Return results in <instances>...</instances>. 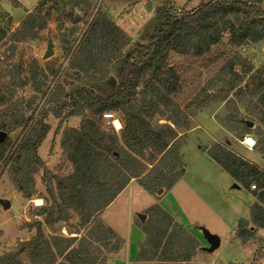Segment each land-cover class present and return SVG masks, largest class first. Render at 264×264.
Returning <instances> with one entry per match:
<instances>
[{
	"label": "trees",
	"instance_id": "1",
	"mask_svg": "<svg viewBox=\"0 0 264 264\" xmlns=\"http://www.w3.org/2000/svg\"><path fill=\"white\" fill-rule=\"evenodd\" d=\"M152 2L158 6L157 25L128 58L124 50L131 40L115 23L101 12L85 22L86 31L68 65L74 78L85 82L83 86L67 92L58 83L50 92L45 87L47 75L36 62L25 77H21L19 65L0 69V133L8 136L0 142V164H8L12 184L27 201L35 196V177L42 172L49 198L38 196L45 205L28 213L31 220L24 228L34 231V236L2 255L0 264H107L106 256L117 254L123 241L100 216L132 180L151 196L160 190L164 194L171 191L184 175L180 149L185 138L179 131L190 130V118L212 101L225 103L229 110L221 124L238 141L252 137L253 150L264 157V64L254 69L231 52L264 41V0H208L190 11H178L172 0ZM67 8L70 12L65 19L74 24L68 30L69 38L62 40L63 50H67L81 21L73 17V11L86 14L90 10L88 2L40 0L15 31L7 34L0 27V41L36 40L46 28L47 18L54 13L61 21ZM225 35L229 40L222 48ZM171 55L203 59L205 67L222 61L211 83L221 85L222 90L213 98L193 102L195 110L190 114L174 102L180 76L169 64ZM115 65L118 70L113 87L107 81L109 69ZM46 68L53 79H58L60 67ZM244 82L246 87H242ZM28 84L46 98V108H32L35 98L27 103L18 98L17 89ZM231 93L234 98L229 97ZM238 104L249 118L242 117ZM107 113L119 117V135L110 121L103 119ZM49 115L60 123L80 118L78 128L62 132L59 144L64 163L54 173L38 156L51 130L46 122ZM246 122L259 125L253 130ZM16 131L21 137L13 147L9 136ZM205 151L238 186L247 192L255 187L250 193L256 201L249 208L250 220H239L235 233V240L242 245L255 241L257 231L264 229V171L228 145L214 144ZM62 166L68 167V173ZM72 214L79 219L78 228L70 232L76 237L45 236L43 226L52 229L59 223L68 224ZM145 214L148 220L135 224L143 240L134 264H189L202 249L161 206L153 205Z\"/></svg>",
	"mask_w": 264,
	"mask_h": 264
},
{
	"label": "rangeland",
	"instance_id": "2",
	"mask_svg": "<svg viewBox=\"0 0 264 264\" xmlns=\"http://www.w3.org/2000/svg\"><path fill=\"white\" fill-rule=\"evenodd\" d=\"M15 1L19 7H16L12 0H0V27L6 30L7 34L18 28L25 17L37 7L40 0ZM80 1L88 2L90 10L86 14L78 9L73 11V17H79L81 21L77 25L79 31L70 38L67 50H63L62 40L69 38L68 30L74 25L72 20L65 19L70 12L69 8L63 13L61 21H57L58 14L52 13L50 18L46 20V28L39 33L36 40L24 43L0 41V69L4 70L8 65L17 67L19 65L22 69L21 77H25L28 71L32 69V64L36 62L38 67L47 75L45 87L50 92L58 83L63 84L69 92L85 84L83 80L74 78L73 73L68 70V65L82 33L86 31L85 22L87 20H91L94 15L101 12L115 23L131 40L130 45L124 50L126 58L130 56L137 44L146 42L157 25L155 9L158 6L152 0ZM172 1L178 11H190L208 0ZM228 40L229 36L225 35L222 39V48L227 45ZM48 41L53 44V55L44 60ZM231 52L247 60L254 69L264 64V41L256 45L233 48ZM208 56L211 55L206 57ZM169 64L180 76V90L174 102L188 114L195 110L192 105L193 102L198 99L213 98L222 90L221 85H211L214 83L215 74L222 66V61L205 67V60L203 59L181 58L171 55ZM46 66L53 67V69L61 68L60 76H57L58 79L52 78ZM117 68L118 65L110 67L108 83H111V79H114L116 83ZM246 86L247 84L244 82L242 87ZM17 96L26 103L31 98H35L32 107L35 110L36 108L38 110L47 107L46 98L43 99L40 94H36L30 84L24 88H18ZM229 97L234 98L232 93ZM24 106L25 104L23 108ZM238 107L242 117L249 118V114L241 104H238ZM228 111L225 103L219 104L212 101L207 108L199 110L195 118H190V130L179 131V135H183L185 138V144L180 149L184 175L171 191L151 196L135 180H132L117 197L118 199L116 198V203L104 211L105 215L101 219L103 224L107 227L104 222L106 221L123 238L127 237L128 241H131L133 259L136 258L138 242L142 236L141 231L135 225L139 221L137 215H145L144 222H146L148 220V216L145 214L146 210L157 204L172 216L174 222L181 224L189 236L202 248L197 250L196 256L191 259L189 264H264V229L258 230L256 240L246 245L235 240L237 222L241 219L250 220L249 208L255 200L251 195L253 190L250 189L247 192L242 186L235 188V182L209 158L205 151L214 144L228 145L235 154L264 171V157L257 154L253 147L247 144L249 140L254 143V139L246 137L242 141H238L235 134L229 132L221 124L228 116ZM26 114L29 115L30 112ZM46 122L50 125L51 130L39 147L38 156L45 162L46 168L54 173L64 163L59 144L62 132L78 128L80 118L60 123L59 120L49 115ZM160 123H164V121H160ZM105 125L104 123L103 128L107 127ZM258 125L253 123L250 129L254 130ZM111 127L119 135L120 130L116 131L113 125ZM20 137V131L9 136L13 147L16 146ZM65 167L62 166V171L66 174L68 167H66L67 169ZM35 181V196L29 201L24 200L11 182L8 164H0V202L9 203V207L6 209L0 203V257L14 251L20 242L30 240L35 234L34 231L30 232L24 228V225L31 220L28 213L37 207L36 201L40 200L38 196L49 199L42 183V172L36 175ZM41 203L40 206L45 205L43 200ZM38 220L42 221L43 218H38ZM130 221L134 224L131 238L127 234V225ZM183 221L188 222V224L185 226L182 224ZM78 224V217L72 214V220L68 224L59 223L52 229L43 226V231L46 237L55 235L66 238L71 237L69 233L74 227L75 229L78 228ZM202 228L211 234L214 233L215 236L218 235L217 237L221 241L219 248L213 253L205 251L209 245L203 236Z\"/></svg>",
	"mask_w": 264,
	"mask_h": 264
},
{
	"label": "crops",
	"instance_id": "3",
	"mask_svg": "<svg viewBox=\"0 0 264 264\" xmlns=\"http://www.w3.org/2000/svg\"><path fill=\"white\" fill-rule=\"evenodd\" d=\"M236 184V183H235ZM172 190V189H171ZM118 199V198H117ZM117 199L116 200H114L113 201V203L109 206V207H111L114 203H116V201H117ZM40 202H42V200H39ZM254 202H255V200H254ZM254 204V203H253ZM41 205H42V203H41ZM37 207H40V205H37ZM108 207V208H109ZM107 208V209H108ZM106 209V210H107ZM165 209V208H164ZM104 215H105V212L101 215V219H103V217H104ZM104 221V220H103ZM105 223H106V225H107V227H109L111 230H113L116 234H117V236L123 241V245H122V247H121V249H120V251L117 253V254H111V255H107L106 257V259H107V261H106V263L107 264H134L135 263V259H133L132 258V253H131V250H132V245H131V241H128V239H127V237L126 238H123L122 236H121V234L119 233V232H117V230H115L113 227H111L106 221H104ZM182 224H184L185 226L188 224V222H185V221H183L182 222ZM134 224H133V222L132 221H130V223L127 225V234H129L130 235V238L132 237V227H134L133 226ZM136 229V228H135ZM70 234V233H69ZM211 234V233H210ZM214 234V233H213ZM212 234V235H213ZM71 235V234H70ZM141 235H142V233H141ZM218 236V235H217ZM33 237V236H32ZM71 237H76V235H71ZM30 238V237H29ZM66 238H69V237H66ZM142 238V239H141ZM141 238L139 239V244H140V242L143 240V235L141 236ZM206 245V244H205ZM207 246V245H206ZM138 248H139V245H138ZM137 253H138V251H137ZM137 256V255H136Z\"/></svg>",
	"mask_w": 264,
	"mask_h": 264
},
{
	"label": "water",
	"instance_id": "4",
	"mask_svg": "<svg viewBox=\"0 0 264 264\" xmlns=\"http://www.w3.org/2000/svg\"><path fill=\"white\" fill-rule=\"evenodd\" d=\"M52 55H53V44H52L51 41H48V43H47V51H46L43 59L46 60V59L50 58ZM111 84H112L113 87H115V80L114 79H111ZM246 124H247V126L249 128H251L253 126V124H251L249 122H246ZM6 137H7L6 134L0 133V142H4ZM235 188H239V186L236 184ZM161 193H162V190H160L158 192V194H161ZM0 203H1V205H2V207L4 209L9 207V203L6 202V201H2ZM137 218L141 222H144V220H145V216L141 215V214H138ZM201 231L203 233V236H204L207 244L209 245V248H206L205 251H207L208 253H213L216 249L219 248L220 242H221L220 239L217 236L210 234L207 230H205L203 228L201 229Z\"/></svg>",
	"mask_w": 264,
	"mask_h": 264
},
{
	"label": "built area",
	"instance_id": "5",
	"mask_svg": "<svg viewBox=\"0 0 264 264\" xmlns=\"http://www.w3.org/2000/svg\"><path fill=\"white\" fill-rule=\"evenodd\" d=\"M103 119L105 121H110V123L114 126L116 131H119L121 129L120 120H119V117H117L116 114H111V113L104 114L103 115ZM115 122H117L119 124L118 127L115 125ZM249 146L253 147V143H252V145H249ZM251 189L254 190L255 187L252 186Z\"/></svg>",
	"mask_w": 264,
	"mask_h": 264
},
{
	"label": "bare ground",
	"instance_id": "6",
	"mask_svg": "<svg viewBox=\"0 0 264 264\" xmlns=\"http://www.w3.org/2000/svg\"><path fill=\"white\" fill-rule=\"evenodd\" d=\"M115 125L118 127L119 124L117 122H115ZM252 143H253L252 140H249L247 142V144H249V145H252ZM36 202H37V205H41V202L39 200H37Z\"/></svg>",
	"mask_w": 264,
	"mask_h": 264
}]
</instances>
